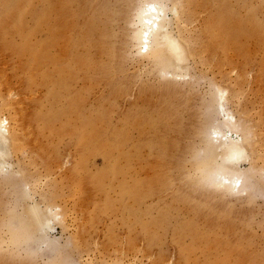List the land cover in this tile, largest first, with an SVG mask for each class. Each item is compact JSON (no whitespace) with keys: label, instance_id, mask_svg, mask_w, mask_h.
Instances as JSON below:
<instances>
[{"label":"rangeland","instance_id":"obj_1","mask_svg":"<svg viewBox=\"0 0 264 264\" xmlns=\"http://www.w3.org/2000/svg\"><path fill=\"white\" fill-rule=\"evenodd\" d=\"M4 1L0 119L13 142L0 170V264H264V0ZM149 3L164 4L189 54L185 73L140 49ZM88 24L103 47L76 46ZM24 47L43 50L37 64ZM65 52L90 63L70 66L54 102L48 74ZM218 90L237 123L228 136L246 145L233 190L203 167L210 130L227 131ZM65 108L73 112L45 123ZM82 114L103 115L101 144L116 136L121 146L83 148L73 135ZM136 183L147 196L131 202ZM31 206L59 222L41 230Z\"/></svg>","mask_w":264,"mask_h":264},{"label":"bare ground","instance_id":"obj_2","mask_svg":"<svg viewBox=\"0 0 264 264\" xmlns=\"http://www.w3.org/2000/svg\"><path fill=\"white\" fill-rule=\"evenodd\" d=\"M8 4L5 1L0 3V11H3L4 14L7 12ZM54 6H56V4ZM11 7L9 8L11 9ZM165 11L166 10L164 4L161 5L159 3H149L146 5L145 9L142 12V18H141L142 31L140 32L139 35L141 41L140 49L144 50L145 54L150 56L149 58H151L152 62L155 63L156 66L158 65L161 67L168 68L172 70V72L170 73L172 74L174 73L177 75V73L179 74V72L181 73V71L183 72L184 70H186V63H188L187 60L189 54L184 47L185 45H183V43L181 44V42H179L176 36H173L172 30L170 28V23ZM8 12L10 11L8 10ZM45 15L46 13L42 14L41 17H44ZM94 23H92V25ZM89 24H88V28H85V31L82 32L83 35L82 39L79 40L76 46H80V44L82 45L85 44L87 46L98 45V47H103V45L100 44V42L98 41L94 42V40L92 41L94 35H101L102 33L97 31L95 27L91 28L92 25L89 27ZM236 32L238 33V31ZM50 38L52 45L57 39H59L58 31L55 29V27H53V31L51 30L50 32ZM55 43H57V41ZM26 47H24L22 51H27V53L30 54V58H31L30 62L32 64H37V61L40 58L43 50L33 51V49ZM43 56L47 58L46 55L43 54ZM67 57L68 55L65 52V58H66L65 61L63 55V60L61 63L56 64V62H53L52 63L54 65V68L52 70L53 73L48 74L50 98L53 99L54 102L58 100L57 93H59L60 90H65L68 87L69 81L72 80L74 76L73 72L70 69V66H79L85 69L89 67L90 60L87 56L79 57L77 54L76 55L74 54L71 55L70 57L71 60L66 62L68 59ZM217 92H218L217 100L219 101L218 109L220 111V113L218 114L223 115L222 117L224 118L222 120V126H223L222 128L226 129L227 131H222V129H220L221 127L212 128V130H210L211 140H208L209 138L205 140L206 141L205 145L207 146L206 154H205L206 157L204 159L205 166H203L204 163L203 165L202 164L201 165L211 170L209 171L212 172L210 174V177L212 175L214 181L219 182L218 184L220 185L226 184V186L228 185L227 186L228 188H232L233 190L234 188L236 189L237 186H239V188L243 186L242 185L243 176L241 177L242 174L240 175L241 168L239 166V163L241 161H244L246 157L245 148H244L246 145L244 140H242L243 138L241 139L238 137L237 140H233L229 137L231 135L228 136V133L229 134L234 133V135L236 134L237 123L234 117L229 112H227V109H225V105L223 103L225 102V98H224L225 92L220 90H218ZM79 104L81 105V100L79 99L74 100L70 103V107L72 108L74 105L78 106ZM68 106H69V102H67L66 107ZM69 112H73V111L65 108V111H63L62 113H58L55 116L48 115L47 113L44 116L45 123L50 124L53 119L57 117L59 118V116L67 117L69 115L68 114ZM76 120L78 121L79 130L76 131L72 128L74 132L73 135L77 137L78 142L80 143V145H82L83 148H87L89 146L95 148L96 145L98 152L99 148L102 149L105 147L106 149H108V151H111L121 146L122 140L121 138H116V136L114 138L120 139V143L116 142L115 141L116 139L114 140L113 138L111 142H108V144H104V145L101 144V141L99 139H102L104 135L107 136V133L101 132V130L96 126L100 124L98 121L101 122L102 120H104L103 115L99 116L98 119L96 118L95 121H93L91 117L84 115L76 117ZM11 139H12V135L9 133V130L6 127V121L0 119V170H3L8 166L7 162L11 156V148L13 142V139L12 140ZM202 166L201 168H203ZM115 168H116L115 164L112 163L111 165H109L110 172H114ZM208 183H210V181H208ZM143 186L145 185L136 183V185H134L133 187L131 186V188H129L127 193L129 195V199L131 200V202H140V200H143L145 196H147L146 193L147 191L145 190L146 191L145 192L143 190ZM40 210L42 211V209ZM29 211L31 212L32 215L31 222L40 225L41 230H43L46 225H50L48 224L49 222L51 223V221L52 222L54 221L58 223L60 220L59 216L55 214L52 211V209H50L49 207L45 208V210L41 212L39 211L37 206H31L29 208ZM31 222L28 221V218L26 219L25 227L27 228V230L28 228H32L33 225L31 224ZM41 235H43V239H44L45 233Z\"/></svg>","mask_w":264,"mask_h":264}]
</instances>
